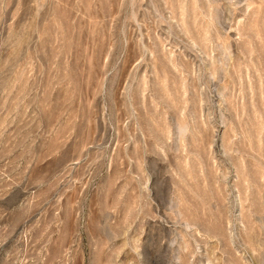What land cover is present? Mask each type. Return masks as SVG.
<instances>
[{"label": "rangeland", "instance_id": "374dc122", "mask_svg": "<svg viewBox=\"0 0 264 264\" xmlns=\"http://www.w3.org/2000/svg\"><path fill=\"white\" fill-rule=\"evenodd\" d=\"M0 264H264V0H0Z\"/></svg>", "mask_w": 264, "mask_h": 264}]
</instances>
